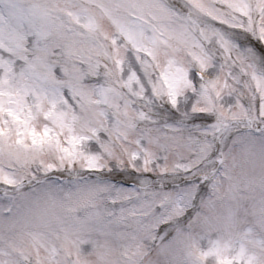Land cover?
Segmentation results:
<instances>
[{"label":"snow or ice","instance_id":"1","mask_svg":"<svg viewBox=\"0 0 264 264\" xmlns=\"http://www.w3.org/2000/svg\"><path fill=\"white\" fill-rule=\"evenodd\" d=\"M0 264H264V0H0Z\"/></svg>","mask_w":264,"mask_h":264}]
</instances>
